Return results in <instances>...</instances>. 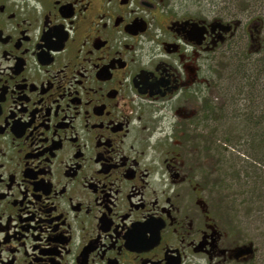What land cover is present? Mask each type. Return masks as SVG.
Returning <instances> with one entry per match:
<instances>
[{"label": "flooded vegetation", "instance_id": "flooded-vegetation-1", "mask_svg": "<svg viewBox=\"0 0 264 264\" xmlns=\"http://www.w3.org/2000/svg\"><path fill=\"white\" fill-rule=\"evenodd\" d=\"M241 33L249 58L257 21L0 0V264H255L212 167L223 105L264 109L259 87L226 100L211 80Z\"/></svg>", "mask_w": 264, "mask_h": 264}, {"label": "rangeland", "instance_id": "rangeland-1", "mask_svg": "<svg viewBox=\"0 0 264 264\" xmlns=\"http://www.w3.org/2000/svg\"><path fill=\"white\" fill-rule=\"evenodd\" d=\"M163 2L167 8L179 13L204 14L209 18L220 17L226 20H240L245 25L251 24L254 21L259 23L260 37L258 42L254 43L255 46L251 50L252 53L249 58L245 55L251 42L242 33L237 38L240 45L237 48L239 49L231 50L229 47L225 48L216 57L217 61L214 62L213 68L210 71L211 80H213L215 89L219 90L223 97L230 93L232 94L238 79L242 81L243 85L244 79L241 77V74L246 73L247 69L252 66L250 60H256L259 68L264 66L263 61H260L261 55L264 53V19L258 16L264 13V3L262 5L257 3L256 0H163ZM258 44L261 45L260 50ZM235 71L236 73L234 74ZM260 77L262 78L258 81V87L264 88V85H261L264 83V72L260 73ZM228 87L229 90L227 91L229 92L223 94L224 91L226 92L225 88ZM256 114L260 120L262 115L259 112ZM243 125H245V122L241 120L235 125L231 122L219 125L220 129L217 132L219 136L217 139L218 150L216 154H212V167L217 166V172L213 177L219 183L215 189V198L218 204H220L224 215L229 221L236 224L239 231H243L245 236H248L247 234L253 238L256 236L258 247L262 243L261 234L264 230L257 227V224H254L246 216V200L248 197L244 193V189L237 184L238 180L236 179L232 163H234L236 169H242L240 168L242 165L248 168L255 165L249 155L253 154L257 157V153H259V156L263 158V154L259 151L256 153L251 143L247 144L246 141L249 135H247V130L244 129ZM225 136H230L233 139L231 146L224 144L222 138ZM244 174H246L245 170L242 171V180L247 177ZM248 220L250 223H248Z\"/></svg>", "mask_w": 264, "mask_h": 264}, {"label": "trees", "instance_id": "trees-1", "mask_svg": "<svg viewBox=\"0 0 264 264\" xmlns=\"http://www.w3.org/2000/svg\"><path fill=\"white\" fill-rule=\"evenodd\" d=\"M256 2L263 5L264 0H256ZM258 16H261L262 19H264V13ZM260 61H263L264 63V53L261 55ZM250 62L252 66L247 69L246 73L241 74V77L244 79L243 84L245 87L254 88L256 90L258 88L259 79L263 77H260V73L264 72V66L259 68L256 60H250ZM250 62H248V64H250ZM236 71L234 72V74L236 73ZM261 85H264V83ZM263 89L264 88H260L261 94H264ZM225 90L228 93L229 91L227 90H229V87L225 88ZM225 98L226 100H229L226 95ZM215 111L217 110H214V112ZM218 112L220 114V125L226 122H231L234 125L238 124L237 118L240 117L239 121L241 120L242 122H245V125L243 126L244 129L247 130V135H249L248 138L245 137L248 139L246 141L247 144L251 143L252 148H254L256 153L257 151H259L263 154V158L259 156V153H257V157L253 154L249 155L253 159L255 165L249 166L248 168L243 165L242 167H240L246 171V174H244L247 175L246 179L243 178L242 180V169H236L234 163H232V167L236 173L235 176L238 180L237 184L244 189V193L248 197V199L246 200V216L254 224L256 223L257 227L262 228L264 230V109H262L261 107L255 108L253 109V111L246 109L240 112V114H236V111H234L232 108L227 107L224 104ZM258 112L262 115L260 120L258 119V115L256 114ZM210 128L209 129L211 133L213 134V136H215L214 139L217 140L219 136L215 133L218 132L220 126L215 124L212 125V127ZM222 139L224 144L230 146L232 145L233 139L230 136H225ZM248 223H250L249 220ZM261 237L262 243L258 246V256L255 260V264H264V232L261 234ZM254 241L257 243L256 236L254 237Z\"/></svg>", "mask_w": 264, "mask_h": 264}, {"label": "water", "instance_id": "water-1", "mask_svg": "<svg viewBox=\"0 0 264 264\" xmlns=\"http://www.w3.org/2000/svg\"><path fill=\"white\" fill-rule=\"evenodd\" d=\"M217 26L220 27L221 29H225V27H231L229 24L225 25L222 22H216ZM246 249V250H245ZM245 253H253V248L252 245L251 246H246V248L241 247L239 249V256L244 255Z\"/></svg>", "mask_w": 264, "mask_h": 264}]
</instances>
